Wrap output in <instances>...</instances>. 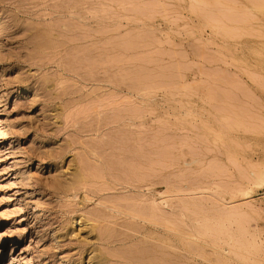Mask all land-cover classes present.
Returning a JSON list of instances; mask_svg holds the SVG:
<instances>
[{
    "label": "rangeland",
    "instance_id": "1",
    "mask_svg": "<svg viewBox=\"0 0 264 264\" xmlns=\"http://www.w3.org/2000/svg\"><path fill=\"white\" fill-rule=\"evenodd\" d=\"M262 1L0 0V264H264Z\"/></svg>",
    "mask_w": 264,
    "mask_h": 264
},
{
    "label": "bare ground",
    "instance_id": "2",
    "mask_svg": "<svg viewBox=\"0 0 264 264\" xmlns=\"http://www.w3.org/2000/svg\"><path fill=\"white\" fill-rule=\"evenodd\" d=\"M262 2H264V1H262ZM199 7H200V6H199ZM199 7H198V8H199ZM200 8H201V7H200ZM197 10H199V9H197ZM204 13L206 14V12H204ZM203 16H204V14H203ZM204 18H205V17H204ZM205 19H206V18H205ZM211 19H212V18H211ZM218 20H219V19H218ZM218 20H217V22H220V21H218ZM220 20H222V19H220ZM206 21H207V20H206ZM211 21H212V20H211ZM208 22H209V21H208ZM213 22H214V21H213ZM215 22H216V20H215ZM224 23H225V22H223V24H224ZM223 24H222V26H223ZM218 26H219V25H218ZM224 27H225V26H224ZM231 27H232V26H231ZM231 27H230V28H231ZM215 28H216V27H215ZM226 28H227V27H226ZM223 29H224V28H221V31H222ZM224 30H225V29H224ZM226 30H227V29H226ZM230 30H231V29H230ZM232 30H234V29L232 28ZM227 32H228V31H227ZM223 33H224V32H223ZM239 122H240V121H239ZM234 123H235V124H234ZM240 123H241V122H240ZM229 124H230V123H229ZM233 124L236 125V121H234ZM241 124H242V123H241ZM241 124H238V125H241ZM238 125H237V126H238ZM192 128H193V127H192ZM229 128H230V127H229ZM255 165H256V164H255ZM254 167H255V166H254ZM254 169H255V170H253V171L251 172L252 175H253V179H254L257 183L262 182V180H264V165H262L261 167H258V168H254ZM73 188H74V187H73ZM215 190H216V189H215ZM72 191H73V190H72ZM212 191H213V190H212ZM220 191H221V190H220ZM219 196H220V195H219ZM98 202H99V201H98ZM114 205H117V204H114ZM132 205H134V204H132ZM117 206H118V205H117ZM198 206H199V204H198ZM137 207H139V205H138ZM153 207H154V206H153ZM131 208H132V207H131ZM115 209H116V208H115ZM129 209H130V208H129ZM137 209H138V208H137ZM154 209H155V208H154ZM121 210H123V209H121ZM135 210H136V209H134V211H135ZM138 210H139V209H138ZM152 210H153V209H152ZM160 210L162 211V209H160ZM194 210H195V209H194ZM125 211H126V210H125ZM130 211H133V209L130 210ZM148 211H150V210H148ZM153 211H155V210H153ZM135 212H136V211H135ZM138 212H139V211H137V213H138ZM228 212H229V211H228ZM131 213H132V212H130V214H131ZM137 213H135V214L137 215ZM150 213L152 214V212H150ZM159 213H160V212H159ZM229 213L232 214L231 211H230ZM233 213L235 214L234 211H233ZM128 214H129V211H128ZM153 214H154V213H153ZM132 215H134V213H133ZM143 215H144V214H143ZM220 215H221V214H220ZM128 216H129V215H128ZM137 216H138V215H137ZM139 216H140V215H139ZM149 216H150V215H149ZM152 216H155V215H152ZM157 216H158V215H156V217H157ZM218 216H219V215H218ZM225 216H226L227 218H229V217H232V216L234 217L235 215L232 214V215H225ZM129 217H130V216H129ZM129 217H128V218H129ZM150 217H151V216H150ZM236 217H237V216H236ZM0 218H1V219H5V216H4L2 213H0ZM153 218H155V217H153ZM153 218H152V219H153ZM224 218H225V217H224ZM131 219H133V217H132ZM134 219H135V218H134ZM136 219H137V218H136ZM146 219H147V218H146ZM157 219H158V218H156V220H157ZM125 220H126V219H125ZM147 220H148V219H147ZM150 220H151V219H150ZM159 220H160V218L158 219V221H159ZM209 220H211V219H209ZM92 221H93V220H92ZM136 221H138V220H136ZM152 221H154V223H156L155 220H152ZM161 221H162V220H161ZM125 223H127V222H125ZM159 223H160V222H159ZM159 223H158V224H159ZM167 223H168V222L166 221V224H167ZM235 223H236V222H235ZM238 223H239V222H238ZM80 224H81V223H80ZM123 224H124V223H123ZM136 224H137V223H136ZM166 224H165V225H166ZM169 224H170V223H169ZM173 224H174V223H173ZM225 224H226V223H225ZM240 224H241V223H240ZM170 225H171V224H170ZM170 225H169V226H170ZM238 225H239V224H238ZM135 226H136V225H135ZM227 226L229 227V225H227ZM239 226H240V225H239ZM111 227H112V226H111ZM228 227H227V228H228ZM124 228H125V227H124ZM124 228H123V229H124ZM131 228H132V227H131ZM141 228H142V227H141ZM166 228H167V227H166ZM239 228H240V227H238L237 229L240 230ZM125 229H126V228H125ZM125 229H124V230H125ZM143 229H144V228H143ZM214 229H215V228H214ZM99 230H100V229H99ZM103 230H104V229H103ZM155 230H156V229H155ZM226 230H227V229H226ZM238 230H237V231H238ZM245 230H246V229H245ZM245 230H242V229H241L240 232L245 231ZM104 231H105V230H104ZM104 231H103V233H101V234H104ZM205 231H206V230H205ZM230 231H231V230H230ZM248 231H249V230H248ZM248 231H246V233H247ZM253 231H254V230H253ZM184 232H185V231H184ZM187 232H188V231H187ZM222 232H223V231H222ZM238 232H239V231H238ZM238 232H237V233H238ZM99 233H100V232H99ZM137 233H138V232H137ZM180 233H182V232H180ZM224 233H225V231H224ZM226 233H227V232H226ZM229 233H231V232H229ZM256 233H257V232H256ZM106 234H107V233H105V235H106ZM132 234H133V233H132ZM209 234H211V233H209ZM221 234H222V233H221ZM241 234H242V233H241ZM247 234H249V233H247ZM109 235H110V233H109ZM227 235H230V234H227ZM237 235H238V234H237ZM242 235H244V234H242ZM251 235H252V234L250 233V236H251ZM214 236H215V235H214ZM231 236H233V235H231ZM256 236H257V235H256ZM104 237H105V236H104ZM229 237H230V236H229ZM233 237H234V236H233ZM233 237H232V238H233ZM241 237H242V236H241ZM253 237H254V236H252V238H253ZM99 238H101V237L99 236ZM243 238H245V236H243ZM245 239H246V238H245ZM255 239H256V238H255ZM106 240H107V239H106ZM118 240H119V239H118ZM102 241H103V240H102ZM185 241H186V240H185ZM185 241H183V242H184V243H187V242H185ZM244 241H245V240H244ZM253 241H254V238H253V240H251L250 242H253ZM128 242H129V241H128ZM153 242H154V241H153ZM229 242H231V241H229ZM232 242H233V241H232ZM234 242H237V240L234 241ZM240 242H241V241H240ZM240 242H239V243H240ZM257 242H258V241H257ZM257 242H256V243H257ZM138 243H139V242H138ZM225 243H226V240H225ZM253 243L255 244V241H254ZM253 243H252V244H253ZM129 244H130V243H129ZM236 244H237V243H236ZM244 244H245V243H244ZM244 244H240V245H244ZM147 245H148V244H147ZM226 245L229 246L228 244H226ZM232 245H233V244H232ZM257 245H258V244H257ZM186 246H188V243H187ZM252 246H253V247H252ZM252 246H251V247H252L251 249L254 248V245H252ZM230 247H232V246L230 245ZM233 247H234V246H233ZM233 247H232V249H233ZM247 247H248V246H247ZM256 247H257V246H256ZM262 247H264V246H262ZM143 248H145V247H143ZM156 248H157V247H156ZM105 249H106V248H105ZM105 249H104V250H105ZM158 249H160V248H158ZM158 249H157V250H158ZM240 249H241V248H240ZM245 249H246V247H245ZM143 250L146 251V249H143ZM147 250H148V247H147ZM152 250H153V249H152ZM157 250H156V251H157ZM234 250H235V249H234ZM105 251H106V250H105ZM128 251H129V250H128ZM229 251H230V250H229ZM245 251H247V250H245ZM91 252H92V251H91ZM91 252H90V253H91ZM96 252H97V251H96ZM129 252H130V251H129ZM136 252H137V251H136ZM90 253H88V254H89V255H88L89 258H91L90 260L94 259V260L92 261V262H93L92 264H101V258L98 257V255H97V256H94V255L92 254L93 252L91 253L92 255H90ZM102 253H103V252H102ZM148 253H149V252H148ZM154 253H155V252H154ZM259 253H260V252H259ZM99 254H101V253H99ZM114 254H115V253H114ZM129 254H130V253H127V255H129ZM240 254H241V253H240ZM256 254H257V253H256ZM106 255H107V254H106ZM127 255H126V256H127ZM137 255H138V253H137ZM151 255H152V254H151ZM115 256H116V255H115ZM115 256H114V258H116ZM117 256H118V255H117ZM122 256H124V255H122ZM139 256H140V255H139ZM241 256H242V255H241ZM105 257H106V256H105ZM118 257H119V256H118ZM127 257H129V256H127ZM86 258H88V257L86 256ZM135 258H137V259H138V262H139L140 258H138V257H133V259H135ZM154 258H155V257H154ZM222 258H223V256H222ZM116 259H117V258H116ZM121 259H122V258H121ZM129 259H130V258H129ZM143 259H144V258H143ZM148 259H149V258H148ZM155 259H156V258H155ZM157 259H159V258L157 257ZM103 260H104V259H103ZM123 260H124V259H123ZM144 260H146V259H144ZM144 260H143V261H144ZM149 260H150V259H149ZM152 260H153V259H152ZM124 261H125V260H124ZM126 261H127V260H126ZM132 261H133V260H132ZM141 261H142V259H141ZM141 261H140V262H141ZM143 261H142V262H143ZM159 261H160V260H159ZM162 261H164V260H162ZM223 261H224V258H223ZM226 261H227V260H226ZM136 262H137V260H136ZM140 262H139V263H140ZM145 262H146V261H145ZM150 262H151V260H150ZM154 262H155V261H154ZM157 262H158V261H157ZM89 263H91V262H89ZM146 263H147V262H146ZM146 263H145V264H146ZM163 263H164V262H163ZM224 263H225V262H224ZM87 264H88V263H87ZM134 264H135V263H134ZM149 264H150V263H149ZM155 264H156V263H155ZM166 264H167V263H166Z\"/></svg>",
    "mask_w": 264,
    "mask_h": 264
}]
</instances>
